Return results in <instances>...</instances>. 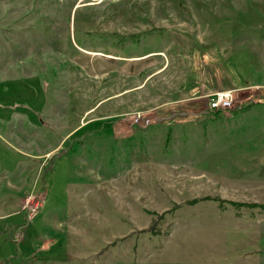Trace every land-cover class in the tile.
I'll return each instance as SVG.
<instances>
[{
    "label": "rangeland",
    "instance_id": "obj_1",
    "mask_svg": "<svg viewBox=\"0 0 264 264\" xmlns=\"http://www.w3.org/2000/svg\"><path fill=\"white\" fill-rule=\"evenodd\" d=\"M203 196L264 204V0H0V264H152L191 208L264 235Z\"/></svg>",
    "mask_w": 264,
    "mask_h": 264
},
{
    "label": "crops",
    "instance_id": "obj_2",
    "mask_svg": "<svg viewBox=\"0 0 264 264\" xmlns=\"http://www.w3.org/2000/svg\"><path fill=\"white\" fill-rule=\"evenodd\" d=\"M224 73L219 83L216 79L218 76L213 72L215 78L214 76L209 78L213 83L212 86L217 84L225 91L233 88L254 87L249 84H239L227 75L226 70ZM221 210L218 208L213 213L212 211L204 213L191 208L192 212H181L192 216L182 217L177 221L180 225L174 226L173 232L167 238L166 248L162 252L155 251L156 259L152 264H264L261 258V253H264L262 220L253 223L252 220H246L248 225L241 232L243 237L241 244L234 245L226 251L223 248V242L217 241V238L224 233L228 234L230 230V221L223 220L220 216ZM197 215L204 217H196ZM251 228L255 232L250 231ZM149 261L150 259H146V264Z\"/></svg>",
    "mask_w": 264,
    "mask_h": 264
},
{
    "label": "trees",
    "instance_id": "obj_3",
    "mask_svg": "<svg viewBox=\"0 0 264 264\" xmlns=\"http://www.w3.org/2000/svg\"><path fill=\"white\" fill-rule=\"evenodd\" d=\"M256 104H248L244 107H241V108H238V109H235L231 112H235V113H244V112H247L249 111L251 108H253ZM212 111V110H211ZM219 111L215 112V117L217 118L219 116ZM200 201H216L218 202V206H223L222 203H227L233 207H247V208H250V207H253V208H257L258 210L262 211L264 210V204L263 203H239V202H235V201H228V200H223L221 199L220 197H216V196H213V197H209V196H203V197H196V198H193V199H190V200H187L186 201V204L187 205H194ZM253 208H250V209H253ZM148 214H151V215H154L158 218H161L163 216V214H160V215H157L156 212H153V211H147ZM166 213V212H164ZM155 223V221H153V224Z\"/></svg>",
    "mask_w": 264,
    "mask_h": 264
},
{
    "label": "built area",
    "instance_id": "obj_4",
    "mask_svg": "<svg viewBox=\"0 0 264 264\" xmlns=\"http://www.w3.org/2000/svg\"><path fill=\"white\" fill-rule=\"evenodd\" d=\"M231 101L229 92L226 93H217L209 102V110H219V109H228L231 108Z\"/></svg>",
    "mask_w": 264,
    "mask_h": 264
}]
</instances>
